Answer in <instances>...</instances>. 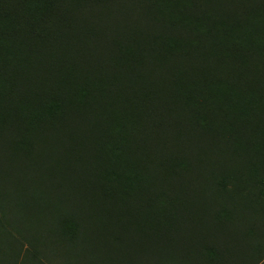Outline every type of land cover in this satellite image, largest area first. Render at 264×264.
Masks as SVG:
<instances>
[{"label": "trees", "instance_id": "1", "mask_svg": "<svg viewBox=\"0 0 264 264\" xmlns=\"http://www.w3.org/2000/svg\"><path fill=\"white\" fill-rule=\"evenodd\" d=\"M260 202L264 0H0V264H264Z\"/></svg>", "mask_w": 264, "mask_h": 264}, {"label": "rangeland", "instance_id": "2", "mask_svg": "<svg viewBox=\"0 0 264 264\" xmlns=\"http://www.w3.org/2000/svg\"><path fill=\"white\" fill-rule=\"evenodd\" d=\"M262 205H264V203L260 202V204L258 206H262ZM263 215H264V212H263ZM255 235H254V240H256V237H259L258 240H260L259 242L262 243V244H259V246L263 247L264 246V224L262 225L261 230L259 229V230H257V232H255ZM244 246H246V245H244Z\"/></svg>", "mask_w": 264, "mask_h": 264}]
</instances>
